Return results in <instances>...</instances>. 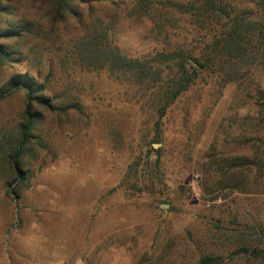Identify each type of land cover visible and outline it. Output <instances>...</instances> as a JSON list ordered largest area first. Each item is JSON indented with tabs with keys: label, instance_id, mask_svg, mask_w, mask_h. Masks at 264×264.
Wrapping results in <instances>:
<instances>
[{
	"label": "rangeland",
	"instance_id": "1",
	"mask_svg": "<svg viewBox=\"0 0 264 264\" xmlns=\"http://www.w3.org/2000/svg\"><path fill=\"white\" fill-rule=\"evenodd\" d=\"M136 1L82 6V24L69 17L3 72L43 82L55 108H36L24 179L10 181L7 144L0 150V264H264V181L250 161L264 145V99L215 67L192 69L186 59L199 47L187 17L164 14L160 31L131 11ZM7 6L3 28L48 29L27 1ZM92 22L129 57L180 49L184 66L162 62L135 82L89 65L77 44ZM191 70L187 89L164 106ZM26 100L18 90L0 101V143L13 145ZM226 158L250 161L232 171L242 192L216 184L215 162Z\"/></svg>",
	"mask_w": 264,
	"mask_h": 264
},
{
	"label": "trees",
	"instance_id": "2",
	"mask_svg": "<svg viewBox=\"0 0 264 264\" xmlns=\"http://www.w3.org/2000/svg\"><path fill=\"white\" fill-rule=\"evenodd\" d=\"M8 1L0 0V101L18 90H24L27 99L13 145H10V142L0 143V150L4 143L8 146L4 161L13 173L10 181H14L18 178L24 179L21 160L26 146L31 142V131L37 119L36 108L51 110L55 107L45 94L46 85L43 82L25 72L3 78V72L17 55L22 54L20 50L22 46L38 37L49 36L69 17L82 24L81 7H89L92 1L100 0H25L31 7L41 12V18L48 28L46 30L40 25L33 27L30 21L3 28L5 22L2 18L9 12ZM135 3L136 5L130 8L131 11L137 12L139 17L149 19L160 31L165 25L161 20L164 14L187 17L195 33L191 41L199 47L197 56L191 58L201 69L215 67L223 82L245 83L246 90L256 97L257 102L264 99V0H248L247 8L238 6L233 0H185L184 2L137 0ZM77 47L86 53L89 65L106 67L110 73L127 75L135 82L146 79L159 63L174 60L182 67L186 58L180 49L171 53L158 52L146 60L129 57L118 49L109 38L108 32L98 31L95 22L86 26ZM196 74L195 70L180 74L176 89L164 106L186 90ZM255 137L261 138V136ZM250 161L258 171H261L264 181V145L256 148V154ZM250 161L226 158L221 163L215 162L220 171V178L216 181L217 186L220 189L225 188V183L229 181L231 183L229 187L242 192V188L239 189L241 184H235L236 180L231 178L232 171L247 167ZM12 195L17 196L14 192ZM259 253L258 249L254 250L255 255ZM218 261V257L210 256H203L201 259L203 263Z\"/></svg>",
	"mask_w": 264,
	"mask_h": 264
},
{
	"label": "water",
	"instance_id": "3",
	"mask_svg": "<svg viewBox=\"0 0 264 264\" xmlns=\"http://www.w3.org/2000/svg\"><path fill=\"white\" fill-rule=\"evenodd\" d=\"M186 63L189 64V66L192 69H195V70H200L201 69V67L198 65V63L195 62L192 58H187L186 59ZM155 146H156V144H155ZM164 207H166V206L164 205Z\"/></svg>",
	"mask_w": 264,
	"mask_h": 264
}]
</instances>
